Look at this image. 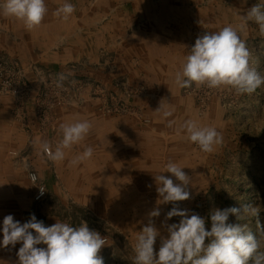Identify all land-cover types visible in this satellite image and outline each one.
<instances>
[{
	"label": "crops",
	"instance_id": "obj_1",
	"mask_svg": "<svg viewBox=\"0 0 264 264\" xmlns=\"http://www.w3.org/2000/svg\"><path fill=\"white\" fill-rule=\"evenodd\" d=\"M259 1L264 2L45 0L47 13L38 26L31 28L23 20L5 14L0 7V55L17 60L31 78V85H27L23 94L0 93V188L12 191L16 185L13 173L21 167H32L43 175L52 165L54 172H61V160L50 159L48 163L42 152L43 142L52 138L39 131L34 97L45 88L46 85L40 83L46 74L60 75L70 62L85 66L90 78L101 77V85H85L84 88L89 92H102V102L105 101L104 93L114 90L111 76L135 79L142 83L140 91L147 95L136 101L150 117V123L144 127L136 117L105 115V111L96 110L97 98H86L85 118L91 124L86 134V147L91 146L93 155L103 157V171L123 172L125 178L134 181L141 179V173L146 170L156 171L172 178L175 184L178 181L166 172V165L169 161L175 162L188 173L187 163L193 166L196 163L194 146L203 162L199 169L203 176L199 182L206 181L207 158L216 148L213 146L212 152L202 151L198 144L189 140L181 125L191 120L204 127L210 120L193 114L195 104L189 89L199 84L194 82L189 88H181L176 83V74L186 62L197 37L205 32L231 26L242 41L253 35L252 21L245 22L242 15ZM66 2L74 5L75 10L64 19L55 13ZM4 3L5 0H0V6ZM213 104L216 103L210 101L209 106ZM21 109L24 110L22 115ZM166 112L171 115H165ZM99 113L101 116L97 117ZM64 116L70 118L67 122L76 118L70 112ZM61 118L60 108L58 119ZM94 123L99 124L95 130ZM61 139V135L55 136L53 143ZM181 143L188 148L182 149ZM73 148L65 149V155L83 154V150ZM111 157H116V164ZM103 186L109 187L110 183H103Z\"/></svg>",
	"mask_w": 264,
	"mask_h": 264
},
{
	"label": "rangeland",
	"instance_id": "obj_2",
	"mask_svg": "<svg viewBox=\"0 0 264 264\" xmlns=\"http://www.w3.org/2000/svg\"><path fill=\"white\" fill-rule=\"evenodd\" d=\"M257 3L264 5V2ZM252 26L254 34L247 36L243 42L249 51L250 66L264 75V32H261L255 21H252ZM85 70V66H76L70 62L60 75L46 74L40 83L46 85L45 88L35 94L39 131L52 138L47 141L52 149L53 144L58 145L62 140L53 143L55 136H62L60 125L86 121L83 105L87 97L97 98L96 110L105 111V115L116 117L126 114L136 117L143 127L150 123V117L144 113L145 108L136 104L139 98L147 96L146 92L140 91L139 85L142 83L135 79L111 76L114 90L104 93L105 101L102 102V92H89L84 88L85 85H101V77L90 78ZM33 72L37 74L36 71ZM61 75L65 79L61 80ZM30 81L31 78L17 60L0 55V85L11 87L0 93L18 96L25 92L27 85H31ZM189 93L195 104L193 114L200 118L208 117L210 124L203 126L215 128L223 139L222 143L214 145L216 151L207 158L206 181L203 183L199 182L203 176V173H199V169L203 167L202 158L193 146L197 157L194 166L187 163L189 171L186 175L190 178L187 186L190 192L188 200L160 203L155 180V176L162 175L160 172L145 169L141 173L142 178L134 181L125 178L123 172L103 171L101 155L81 160L78 158L83 154L75 157L68 154L61 160L62 169L58 173L53 171L52 165L50 170L45 169L43 175L32 167L20 166V171L15 169L13 178L16 185L12 191L0 188V240L3 239V219L9 214L21 224L27 222L32 214L37 220L43 221L45 226L63 222L77 227L83 221L105 239L106 244L99 253L104 264H136L137 238L148 222L149 213L156 208L160 210V216L154 218L160 233L154 245L158 252L161 239L167 235L162 224L173 203L178 204L182 210L187 209L205 218L206 230H210V212L213 209L240 208L242 205L259 207L261 211L258 217L239 221L248 224L253 234L258 235L257 219L264 225V86L249 93L240 92L230 85L210 88L206 84H199L190 88ZM210 101L216 104L210 107ZM60 108L62 120L58 119ZM23 112L21 109L20 114ZM69 112L76 118L67 122L70 118L64 115ZM96 116L100 117L101 113ZM92 126L95 130L99 124L94 123ZM197 126L202 127L200 124ZM86 142L85 135L71 147L74 150L78 147L84 152ZM180 146L182 149L188 148L185 143ZM10 152L13 153L12 149ZM42 152L50 163L43 148ZM110 160L117 163L116 157H111ZM31 171L36 173L45 187L44 196L38 200L34 199V185L28 177ZM103 183H110V186L105 187ZM179 219L172 217L167 223H178ZM229 221L237 222L235 216H230ZM21 246L22 243L18 242L15 247H0V263L6 264L8 261L9 264H16L17 252Z\"/></svg>",
	"mask_w": 264,
	"mask_h": 264
},
{
	"label": "clouds",
	"instance_id": "obj_3",
	"mask_svg": "<svg viewBox=\"0 0 264 264\" xmlns=\"http://www.w3.org/2000/svg\"><path fill=\"white\" fill-rule=\"evenodd\" d=\"M0 7L5 14L23 20L29 28L38 26L47 13L45 0H5ZM74 10V5L66 2L55 14L67 19ZM242 19L255 21L264 32V5L254 4ZM60 79L65 77L61 75ZM194 82L210 88L230 85L240 92L250 93L264 86V75L250 66L249 51L237 31L225 26L217 32L198 36L182 69L177 72L176 83L181 88H189ZM90 128L88 121L62 124L60 143L52 149L45 141L43 149L50 159L63 160L64 150L81 141ZM181 128L202 151L212 152L214 145L222 143V135L215 128L198 127L191 120L185 121ZM92 155L93 148L88 146L78 159L91 158ZM166 172L171 173L178 183L174 184L172 178L164 175L155 176L160 203L188 200L190 178L172 161L167 163ZM43 192L41 189V195ZM260 211L259 207L252 205L213 209L210 212L211 227L206 230L205 218L173 203L162 224L167 235L161 239L157 252L154 245L160 233L154 218L160 216V210L156 208L149 213L148 222L137 238L136 264H264V225L257 219L258 235H255L248 224L239 222L258 217ZM230 216H235L237 222H230ZM172 217H179V222L168 224L167 220ZM2 233L0 247H15L18 242L22 243L16 264H104L99 253L106 244L105 239L83 221L77 227L63 222L45 226L32 214L21 224L9 214L3 219ZM41 244L46 247H37Z\"/></svg>",
	"mask_w": 264,
	"mask_h": 264
},
{
	"label": "built area",
	"instance_id": "obj_4",
	"mask_svg": "<svg viewBox=\"0 0 264 264\" xmlns=\"http://www.w3.org/2000/svg\"><path fill=\"white\" fill-rule=\"evenodd\" d=\"M9 88H11L10 85H0V91H7ZM28 177L32 182V184L34 185V199L36 200L41 199L45 194L44 185L38 180L37 175L34 171L29 172ZM41 189L44 190L42 195H41Z\"/></svg>",
	"mask_w": 264,
	"mask_h": 264
}]
</instances>
